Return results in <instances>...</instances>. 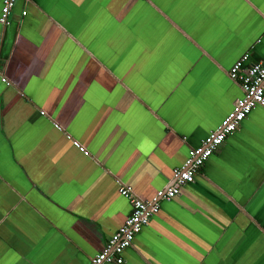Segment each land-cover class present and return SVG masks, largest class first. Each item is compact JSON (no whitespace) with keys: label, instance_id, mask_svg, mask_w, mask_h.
<instances>
[{"label":"crops","instance_id":"obj_1","mask_svg":"<svg viewBox=\"0 0 264 264\" xmlns=\"http://www.w3.org/2000/svg\"><path fill=\"white\" fill-rule=\"evenodd\" d=\"M263 29L264 0H16L0 264H89L130 213L119 187L150 201L242 97L228 71L264 60ZM157 204L120 264H264V108Z\"/></svg>","mask_w":264,"mask_h":264},{"label":"built area","instance_id":"obj_2","mask_svg":"<svg viewBox=\"0 0 264 264\" xmlns=\"http://www.w3.org/2000/svg\"><path fill=\"white\" fill-rule=\"evenodd\" d=\"M16 0H2L0 8V26L7 27ZM26 2L30 0H25ZM21 16L25 12L20 13ZM264 37V29L262 31ZM228 78L237 82L242 97L235 101L231 111L223 118L214 130L210 131L197 148L189 149L183 164L171 171V183L158 191L150 201H142L131 193L129 187L120 186L118 193L130 206V213L103 245L101 251L93 256L89 264L121 263L122 252L132 245L133 238L142 227L146 226L150 217L158 210V201H169L179 194L181 187L193 182L195 173L205 161L216 151L222 142L232 135L240 123L257 106L264 108V60L249 62L248 53L241 55L228 71ZM1 82L8 85L4 78Z\"/></svg>","mask_w":264,"mask_h":264}]
</instances>
